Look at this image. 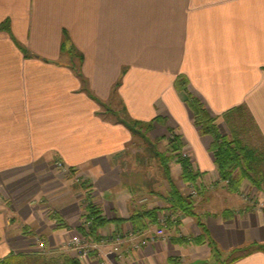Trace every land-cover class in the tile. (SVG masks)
I'll list each match as a JSON object with an SVG mask.
<instances>
[{"label":"crops","instance_id":"crops-1","mask_svg":"<svg viewBox=\"0 0 264 264\" xmlns=\"http://www.w3.org/2000/svg\"><path fill=\"white\" fill-rule=\"evenodd\" d=\"M183 80L220 130L246 106L264 141V0H0V261L43 253L99 264L100 251L79 258L68 246L93 203L108 221L98 234H121L132 264H220L211 242L223 258L255 249L229 264H264V204L218 182L214 138L195 124ZM114 93L133 119L159 118L151 138L180 137L204 184L197 216L167 211L161 162L165 193L124 165L135 136L101 109ZM181 174L171 161L180 187ZM155 208L173 216L165 238L146 213Z\"/></svg>","mask_w":264,"mask_h":264},{"label":"trees","instance_id":"trees-1","mask_svg":"<svg viewBox=\"0 0 264 264\" xmlns=\"http://www.w3.org/2000/svg\"><path fill=\"white\" fill-rule=\"evenodd\" d=\"M7 27L6 29H8ZM66 37H68L67 34ZM64 49L65 46L63 47V50ZM25 52H27V50H25ZM187 85V82L183 80L181 87L179 85V88L181 91L186 93L187 103L194 112L195 124L200 127L201 133L209 134L214 138L213 150L221 180L228 181L229 188L235 193H240V188L242 187L245 180H248L260 192H264V146H259L252 141L244 143V139H241L238 132L240 128L243 130V132L250 131L247 128L246 121H244L245 116L250 115L247 107L239 106L233 108L224 115L227 124L230 125V129L234 134L233 139H230L228 136L223 135L220 132L217 125L218 117L213 116L209 112L203 102L189 91ZM118 86L119 83L117 84V87ZM88 92L93 98H95V96H93L89 90ZM115 94L116 93H114V95ZM95 99L98 100L97 98ZM114 113L113 115L116 117L119 123H122L129 130H131L134 136L141 137V139L146 140L147 142L149 141L148 136H146V134H141L139 128L145 126V132H149L153 130V121H160L159 118H156L152 122H142L135 120L126 112L125 108H123L122 111L124 116L123 118L117 117ZM105 114L108 115L106 112ZM250 118L253 121V118ZM156 155L159 157L161 165L165 169L171 186L169 198L167 199V211L171 213H177L180 210L185 214H193L197 216L194 209V197H192L190 194L185 195L181 189L171 181L170 177V162L175 161L181 163L182 165L181 178L185 183H196L198 180V173L193 171L190 159L183 157V146L180 137L172 136V138L169 139L167 151L162 153L157 151ZM70 171H72V169ZM156 211L157 208L148 210L146 213L156 222L157 225L159 224V214L157 217H155ZM83 217L84 224L79 228V230L84 236L100 241L102 238L98 234V230L107 224L108 221L101 214L99 207L93 203L87 204V212ZM136 217L140 218V215L135 216L134 218ZM170 222L171 220H169V223ZM134 223L136 224L135 228L137 229L139 227H143L141 220H135ZM198 223L204 228L205 234L197 238L196 241L203 242L206 238V235L208 234L206 230L207 228L205 227V224L200 221V219L198 220ZM211 243L215 251V261L216 263L220 264L232 263L255 250L253 246L249 248H240L232 252L227 258H223L224 256L218 250L217 246L213 242ZM255 247H259V249L264 250V246L262 245H257ZM42 254L43 253L38 255L11 254L10 256L1 260L0 264H80V261L77 258H62L61 256L47 257L43 256Z\"/></svg>","mask_w":264,"mask_h":264},{"label":"rangeland","instance_id":"rangeland-1","mask_svg":"<svg viewBox=\"0 0 264 264\" xmlns=\"http://www.w3.org/2000/svg\"><path fill=\"white\" fill-rule=\"evenodd\" d=\"M101 109L103 110V112H106L109 115L111 120H116V117L113 115L114 112H118V113H114L117 117H120V118L124 117L122 113L123 108L120 103V100L115 95L113 96V99L111 100V102L105 104V106H102ZM250 117L251 115H246L245 120H244L246 121L247 128L250 131L243 132V130H241L240 128L239 131L237 130L239 132V136L241 137V139H244V143H248V141H252V142H255V144L259 146H264V141L262 140L260 133L257 130L256 125L253 123ZM221 128L222 130H220V128L219 130L223 135H226L230 139H233L234 134H233V131L230 129V125L223 124ZM139 131L141 132V134H146V136H149V138L151 139L150 140L151 142H147L146 140L141 139V137L135 136L134 145L129 148V151H128L129 156L127 157V159L123 160V163L128 168V170H132V172H136V175L138 172L139 180L148 182L150 179H152V182H155L156 184L155 186H158L160 190H162V192L164 193L168 192L169 183L166 177L164 176L163 168L160 165V159L158 157H155L152 151H149L150 149L149 147H151V144L149 143H152V142L156 145L155 151L157 150L158 152H161V153L167 151L168 141L162 140V138H158V139L151 138L150 131L145 132V126L140 127ZM172 136H178V135L175 132L171 131L168 137L172 138ZM183 157L190 159V162H192L190 154L185 150H183ZM57 169L61 172L63 170L60 167L59 168L57 167ZM69 170L70 169H68V171L63 170L65 178L67 177L71 178L72 172H69ZM72 179L78 185H80L82 182V181H78L77 177L75 176ZM218 182L224 184L226 188L227 187L229 188V182H226L223 180L221 181L220 176H219ZM185 184L186 185L182 187L178 185V187L181 189V191L185 195H189V189H188L189 183H185ZM199 185L201 189L202 186H204L203 181ZM239 195L242 200H245L247 204H250L249 206L252 208L254 207V209L258 207H262L263 205H260L261 203L264 204L263 192H260L248 180L244 181L242 187L240 188Z\"/></svg>","mask_w":264,"mask_h":264},{"label":"built area","instance_id":"built-area-1","mask_svg":"<svg viewBox=\"0 0 264 264\" xmlns=\"http://www.w3.org/2000/svg\"><path fill=\"white\" fill-rule=\"evenodd\" d=\"M56 167L62 168L64 171H68L65 169L64 164L61 161L56 162ZM221 180V178H220ZM222 181V180H221ZM228 182V181H226ZM202 180L198 178L196 183H189L188 189L189 194L192 197H197L200 195L201 189L200 185ZM173 219V216L170 214L162 215L159 217V224L157 235L165 238V228L169 226V220ZM104 244L111 245L108 249H104L102 246ZM124 238L121 234H118L115 237L102 238L100 241L93 240L92 238L81 235L79 232H76L69 241V249L77 254L79 258H85L89 256V254L93 250L100 251L99 254V264H132L129 257L125 255L123 252ZM41 250L44 252L46 250L45 244H40Z\"/></svg>","mask_w":264,"mask_h":264}]
</instances>
